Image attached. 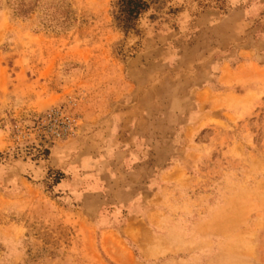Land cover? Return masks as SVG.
Here are the masks:
<instances>
[{"label":"rangeland","instance_id":"obj_1","mask_svg":"<svg viewBox=\"0 0 264 264\" xmlns=\"http://www.w3.org/2000/svg\"><path fill=\"white\" fill-rule=\"evenodd\" d=\"M114 1L0 0V264H264V0Z\"/></svg>","mask_w":264,"mask_h":264},{"label":"trees","instance_id":"obj_2","mask_svg":"<svg viewBox=\"0 0 264 264\" xmlns=\"http://www.w3.org/2000/svg\"><path fill=\"white\" fill-rule=\"evenodd\" d=\"M148 5L144 0H115L112 4V16L124 31L132 30Z\"/></svg>","mask_w":264,"mask_h":264},{"label":"built area","instance_id":"obj_3","mask_svg":"<svg viewBox=\"0 0 264 264\" xmlns=\"http://www.w3.org/2000/svg\"><path fill=\"white\" fill-rule=\"evenodd\" d=\"M77 119L61 109L50 110L41 121V128L58 138H65L74 133Z\"/></svg>","mask_w":264,"mask_h":264},{"label":"crops","instance_id":"obj_4","mask_svg":"<svg viewBox=\"0 0 264 264\" xmlns=\"http://www.w3.org/2000/svg\"><path fill=\"white\" fill-rule=\"evenodd\" d=\"M101 131H103V129H101L100 128V125L99 126H97V130H96V132H99V134H100V132ZM97 138V140H98V138H99V141L101 142L102 141V139H101V136H99V137H96ZM63 153V155L62 156H60V158H63V160H61V165L63 166V167H65V168H67V166L72 162V161H70V159H71V155H72V153L71 152H69V153H67L66 154V152L64 151V152H62ZM73 155H78V154H73ZM76 157V156H75ZM70 158V159H69ZM73 164H74V161L71 163V165H69L70 167L69 168H67L68 170H73V171H75L74 173H77L79 170H78V168L76 167L77 165H74L73 166ZM96 167V161H91V162H89L88 164H87V167ZM96 169L94 168V169H92L91 171L92 172H94ZM85 172H87V171H85ZM71 173V172H70Z\"/></svg>","mask_w":264,"mask_h":264}]
</instances>
